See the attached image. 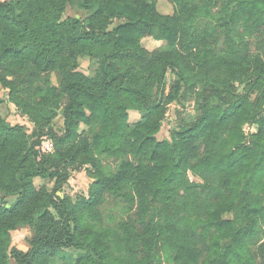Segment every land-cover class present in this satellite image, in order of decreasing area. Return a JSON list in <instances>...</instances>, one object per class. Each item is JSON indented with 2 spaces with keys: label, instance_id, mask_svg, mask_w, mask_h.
<instances>
[{
  "label": "trees",
  "instance_id": "obj_1",
  "mask_svg": "<svg viewBox=\"0 0 264 264\" xmlns=\"http://www.w3.org/2000/svg\"><path fill=\"white\" fill-rule=\"evenodd\" d=\"M173 2L172 15L154 0L0 2V86L33 125L28 133L0 115V264H50L66 248L81 252L73 264H153L161 252L173 264H264V59L237 32L264 29V0ZM69 6L85 18L65 16ZM217 33L225 56L209 48ZM145 37L164 49L146 51ZM80 57L97 60L93 76L78 70ZM168 70L167 100L193 96L197 115L157 140ZM50 72L62 77L58 91L38 98L20 80ZM245 125L257 126L249 141ZM126 150L136 162L121 158ZM109 158L114 172L101 164ZM75 165L94 172L88 197L73 203L59 193ZM104 195L135 218L106 225ZM25 226L33 239L22 252L11 233Z\"/></svg>",
  "mask_w": 264,
  "mask_h": 264
},
{
  "label": "rangeland",
  "instance_id": "obj_2",
  "mask_svg": "<svg viewBox=\"0 0 264 264\" xmlns=\"http://www.w3.org/2000/svg\"><path fill=\"white\" fill-rule=\"evenodd\" d=\"M9 1V0H0ZM155 9L161 15H172L174 13V2L173 0H154ZM197 4H202V0H195ZM65 16L71 18H85L86 13H84L78 6H69L66 9ZM121 21L114 20L109 28H112L118 25ZM239 34L242 35V42L247 47L248 55L252 56L258 54L262 59H264V29L252 34L244 32L241 28L237 30ZM141 44L143 49L148 52H153L157 50L164 49V43L153 40L150 37H145L141 39ZM209 48L213 53L218 56H225V41L222 34L217 33L211 36ZM78 70L83 72L85 75L93 76L98 69L97 60H90L88 57H80L78 59ZM61 75L59 72H50L47 75H37L34 77H29L27 74L23 75L20 80H25L27 87L31 90V94L38 98V91H53L57 92L58 87L61 82ZM176 78L170 70L167 71L164 79V88L161 95V105L164 109V116L162 118L160 127L155 135L157 140L171 138V134L178 130L179 119L186 122H191L195 119L197 111L194 105V97L189 96L185 99L168 101L167 96L173 95L174 91L171 87ZM66 102V99L63 98V103ZM0 115L12 126L21 125L23 126L28 133L33 129L32 123L28 118L20 115L19 111L16 109L14 104L9 98V92L6 89H3L0 86ZM140 114L137 112H129V123L135 124L140 120ZM61 125L60 118L56 120V126ZM91 130L96 132L98 130L97 125H92ZM88 128L85 129L87 131ZM91 130L87 132L86 137L91 140L93 133ZM244 134L246 135L247 141L250 140V136L257 133L256 125H245L243 127ZM49 144H45V147L48 148ZM122 159H127L131 162H136L135 157H133L128 150H126L122 155ZM102 166L107 169L109 172L116 171L117 162L113 158L103 159L101 161ZM94 170L91 166H82L75 165V167L69 170V179L67 183L62 186V191L59 193V196L68 198L73 203H76L78 199L88 197L89 187L93 182L92 175ZM188 178L191 182L201 183L200 179L193 176L191 173L188 174ZM34 184L36 188H47L51 189L53 183L48 181H41L35 179ZM0 197L2 195L0 194ZM3 203L6 206H10L14 201L15 197L4 198L2 199ZM99 209L102 215V218L106 225L113 226L116 222L120 220H129L135 218V212L127 209L124 205L117 203L110 195H104L99 205ZM264 234V232H263ZM262 234V239L264 235ZM33 239L32 230L25 226L19 227L11 233V246L17 248L22 252H27L29 250V243ZM254 246H251V249ZM81 256V252L73 249L66 248L57 254L50 262V264H73L76 259ZM13 263V262H12ZM153 264H173L170 260L167 259V256L164 252L156 255L154 258Z\"/></svg>",
  "mask_w": 264,
  "mask_h": 264
}]
</instances>
